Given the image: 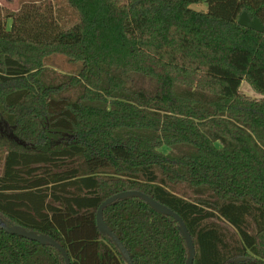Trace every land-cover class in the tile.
Listing matches in <instances>:
<instances>
[{
	"label": "trees",
	"instance_id": "16d2710c",
	"mask_svg": "<svg viewBox=\"0 0 264 264\" xmlns=\"http://www.w3.org/2000/svg\"><path fill=\"white\" fill-rule=\"evenodd\" d=\"M243 11L264 25V0L0 11V217L51 236L71 264H126L96 214L139 190L183 218L193 264H264V31L241 25ZM54 54L80 69L60 72ZM103 215L135 264L186 263L178 221L141 197ZM0 264L66 262L0 226Z\"/></svg>",
	"mask_w": 264,
	"mask_h": 264
},
{
	"label": "water",
	"instance_id": "95a60500",
	"mask_svg": "<svg viewBox=\"0 0 264 264\" xmlns=\"http://www.w3.org/2000/svg\"><path fill=\"white\" fill-rule=\"evenodd\" d=\"M238 22L246 27L252 28L256 31L263 32L264 31V25L263 23L258 19V18H251L250 15L248 14L247 11H243L240 14V17L238 19ZM128 197H141L144 199L150 206H152L156 211L169 215L173 218H175L178 223H179V230L183 237L186 240L187 243V248H188V256L185 264H193L195 255H196V248L195 244L193 241V238L191 236V233L189 232L187 225L185 224L183 218L175 212L173 209L168 207L165 204L160 203L157 201L155 198L152 196L139 191V190H126L122 192H118L107 199H105L99 206L96 214V219H97V225L100 231L104 234H107L111 236V238L114 240L115 244L118 246L120 249V252L126 262V264H135L129 250L127 247L123 244V242L120 240V238L109 228L107 223L105 222L103 211L106 206L109 204L113 203L117 199H125ZM0 226L3 228L6 232L11 233V234H17L20 236H23L25 238L35 240L41 244L44 245H50L54 246L57 248L62 255L65 258L66 264H71L70 257L66 250L61 246L59 242H57L55 239H53L51 236L44 234V233H38L35 230H28L25 227L19 225V224H14V225H8L1 217H0ZM239 259H244V258H239Z\"/></svg>",
	"mask_w": 264,
	"mask_h": 264
},
{
	"label": "rangeland",
	"instance_id": "374dc122",
	"mask_svg": "<svg viewBox=\"0 0 264 264\" xmlns=\"http://www.w3.org/2000/svg\"><path fill=\"white\" fill-rule=\"evenodd\" d=\"M29 1H34V0H0V11H2L3 13H7V12H14L17 11L21 8V6L25 3V2H29ZM56 3L57 2H61V0H54ZM204 5H206V3H203ZM203 5L200 6H195L194 8L197 10H203L201 8H203ZM64 21H67V19H65ZM11 20H9L8 25H10ZM50 58H52L50 60V62L48 63H52L53 65L58 66V70L60 72H62L61 70L64 71H69V70H73L75 72H77L80 67H81V63L77 62V63H69V61L67 60V58H65V56L60 55V54H54L52 55ZM63 71V72H64ZM241 89L244 93L257 97L259 96V94H257L254 89L252 88V86L247 82L244 81L242 83ZM3 130V128H2ZM1 130V125H0V132ZM7 132H9L8 129H6ZM3 132V131H2ZM1 132V133H2ZM164 149V148H163ZM166 150H168V148H165ZM3 162H4V155L0 154V174L2 172V167H3Z\"/></svg>",
	"mask_w": 264,
	"mask_h": 264
},
{
	"label": "crops",
	"instance_id": "0c3cea01",
	"mask_svg": "<svg viewBox=\"0 0 264 264\" xmlns=\"http://www.w3.org/2000/svg\"><path fill=\"white\" fill-rule=\"evenodd\" d=\"M200 5H203V6H204V7L201 8V9H203L204 11L207 10V5H204L203 3L192 5V7L194 8L195 6H200ZM194 9H195V8H194ZM196 10H197V9H196Z\"/></svg>",
	"mask_w": 264,
	"mask_h": 264
}]
</instances>
